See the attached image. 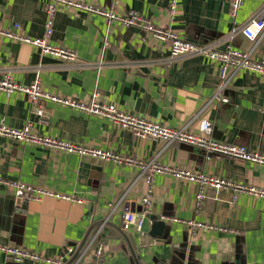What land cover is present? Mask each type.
Wrapping results in <instances>:
<instances>
[{
  "label": "crops",
  "instance_id": "0c3cea01",
  "mask_svg": "<svg viewBox=\"0 0 264 264\" xmlns=\"http://www.w3.org/2000/svg\"><path fill=\"white\" fill-rule=\"evenodd\" d=\"M120 15L135 11L155 25L173 30L194 43L229 45L264 60V37L254 47L240 31L260 0H244L236 15L231 0H74ZM45 0H0V30L30 38L42 37L47 20ZM237 31L231 40L226 39ZM50 44L76 53L68 63L41 54L32 46L0 36V76L9 74L24 86L36 80L44 92L79 102L96 98L119 110L168 128L199 131L211 125L215 141L264 154V78L249 72L234 76L224 91L228 103L210 102L220 81L218 65L197 56L169 61V49L150 35L80 11L59 8ZM102 61L100 70L92 61ZM43 117L22 93L0 92V123L20 129L27 122L39 136L113 151L235 183L264 188V167L216 155L188 144L140 139L131 131L98 117L43 102ZM139 171L0 137V176L76 201L52 197L25 202L0 185V246L15 247L49 258L75 249L108 218L102 238L101 264H129L130 255L119 234L122 216L137 211L147 187L133 182ZM198 206V186L156 175L151 186L149 215L166 225L161 238L133 235L141 264H264V200L240 196L232 204L228 191L206 189ZM138 212V211H137ZM178 220L179 222H173ZM196 221L228 232L192 234L183 221ZM87 240V239H86ZM67 262V261H66ZM65 262V263H66ZM0 264H17L0 253ZM22 264H39L25 261Z\"/></svg>",
  "mask_w": 264,
  "mask_h": 264
},
{
  "label": "built area",
  "instance_id": "2783aa9c",
  "mask_svg": "<svg viewBox=\"0 0 264 264\" xmlns=\"http://www.w3.org/2000/svg\"><path fill=\"white\" fill-rule=\"evenodd\" d=\"M47 20L42 37L30 38L19 35L17 32L0 30V36L6 37L19 44L32 46L40 50L41 54L52 56L56 59L74 63L77 61L76 53L61 46L50 44V37L53 32L54 16L59 8L75 10L99 16L107 23H116L123 28L135 29L150 35L154 40L164 43L169 49V61L185 56H197L208 59L218 65L219 85L215 90L210 102L226 104L224 96L225 89L229 86L234 76L240 72H249L264 78V60H253L249 52L233 49L229 45L218 47L214 44L194 43L179 37L173 30L155 25L149 18L130 11L126 15H120L113 9H103L90 4L79 3L74 0H45ZM244 0H231L230 10L234 16L240 10ZM177 8L176 0L169 6V14L172 17ZM232 32L226 39L231 40L236 33ZM240 35L253 43L255 47L264 37V0H260L258 11L251 16L240 31ZM90 65L100 70L105 66L102 61H92ZM0 92L6 94L22 93L29 99L34 113L43 117L42 103H52L57 106L66 107L88 116L98 117L111 122L121 128L131 131L140 139L160 140L166 144H188L202 149L208 155L228 157L244 161L248 164L264 167V154L249 150L243 146L226 144L215 141L211 138V125L202 121L197 133H191L187 126L180 128H168L149 120L136 117L127 112L119 110L113 104L100 102L96 98L88 102H79L72 99L60 97L54 93L44 92L40 82L36 80L29 86L16 83L9 74L0 76ZM0 137L9 138L19 143L38 146L54 152L76 155L81 158H90L105 163H114L121 166H128L139 171L133 185L142 181L147 187L146 194L140 200V211L126 212L122 216V228L124 231H134L139 236L145 235V224L148 222L149 209L151 206V186L156 175L169 176L178 181L192 183L198 186L199 193L196 196V203L200 206L206 199L205 190L228 191L232 196L234 204L240 196H249L254 199L264 200V188L254 187L247 184L235 183L231 180L207 176L191 170L166 166L157 161V157L143 161L128 156H123L113 151L99 148L86 147L80 144L63 142L53 138L39 136L32 130L31 123L27 122L20 129H12L0 123ZM0 185L12 191L13 195L25 202L40 201L45 197H52L56 200L76 201L71 196L53 194L46 190L35 188L18 181H9L0 176ZM116 205L111 206L112 215ZM103 220L92 235L85 241L83 247L71 264H101L105 252V241L102 232L109 219ZM173 222H179L174 220ZM184 226L196 234L199 231L206 232H228L222 229L201 222L183 221ZM0 253L8 260L22 264L25 261H32L39 264H65L74 253L68 249L57 258H49L41 254L21 250L15 247L0 246Z\"/></svg>",
  "mask_w": 264,
  "mask_h": 264
},
{
  "label": "water",
  "instance_id": "95a60500",
  "mask_svg": "<svg viewBox=\"0 0 264 264\" xmlns=\"http://www.w3.org/2000/svg\"><path fill=\"white\" fill-rule=\"evenodd\" d=\"M137 211H140V208L137 209ZM149 221L151 223L150 231H149V236L153 238H161L163 236L164 230H165V223L163 221H160L159 217L156 215H149L148 216ZM103 221V220H102ZM99 222L98 225L102 224L103 222ZM108 224V223H107ZM120 232L119 234L121 237L124 239L127 248H128V253L130 255L129 258V264H141L140 263V257L137 254V248H136V242L134 240L133 235L130 233H127L126 231L123 230V228H119ZM87 237L83 239V241L79 244V246L75 249V252L69 257L67 262L65 264H71L73 260L76 258L78 255V252L81 250L83 247Z\"/></svg>",
  "mask_w": 264,
  "mask_h": 264
}]
</instances>
